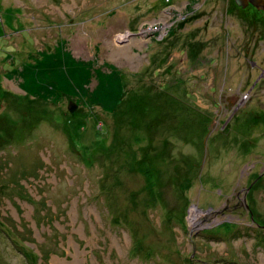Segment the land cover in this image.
<instances>
[{
	"label": "rangeland",
	"instance_id": "1",
	"mask_svg": "<svg viewBox=\"0 0 264 264\" xmlns=\"http://www.w3.org/2000/svg\"><path fill=\"white\" fill-rule=\"evenodd\" d=\"M260 14L0 0V264H264Z\"/></svg>",
	"mask_w": 264,
	"mask_h": 264
},
{
	"label": "water",
	"instance_id": "2",
	"mask_svg": "<svg viewBox=\"0 0 264 264\" xmlns=\"http://www.w3.org/2000/svg\"><path fill=\"white\" fill-rule=\"evenodd\" d=\"M235 2L240 8L245 9L249 6H252L264 13V0H235ZM77 108L78 107L74 104V102L70 103V112L75 113L78 110Z\"/></svg>",
	"mask_w": 264,
	"mask_h": 264
},
{
	"label": "bare ground",
	"instance_id": "3",
	"mask_svg": "<svg viewBox=\"0 0 264 264\" xmlns=\"http://www.w3.org/2000/svg\"><path fill=\"white\" fill-rule=\"evenodd\" d=\"M130 37L129 35H123L121 38L122 39H126ZM202 218V213L199 212L198 210H194L192 213H191V221H192V224L199 226V224L201 223V219Z\"/></svg>",
	"mask_w": 264,
	"mask_h": 264
},
{
	"label": "built area",
	"instance_id": "4",
	"mask_svg": "<svg viewBox=\"0 0 264 264\" xmlns=\"http://www.w3.org/2000/svg\"><path fill=\"white\" fill-rule=\"evenodd\" d=\"M2 22V18L0 17V23ZM162 22V23H161ZM161 23V24H160ZM155 26V29L158 28V31H161L162 33H164L166 30V26H165V22H163L162 20L160 22H157L153 24ZM151 26V25H150ZM150 26H148V32H151ZM143 31V30H142ZM145 33V32H144ZM145 35H147V33H145Z\"/></svg>",
	"mask_w": 264,
	"mask_h": 264
},
{
	"label": "flooded vegetation",
	"instance_id": "5",
	"mask_svg": "<svg viewBox=\"0 0 264 264\" xmlns=\"http://www.w3.org/2000/svg\"><path fill=\"white\" fill-rule=\"evenodd\" d=\"M249 8H254V7L249 6ZM256 9H257V8H256ZM257 10H258V9H257ZM258 12L261 13L262 15H264V13H263V12H260V10H258ZM261 14H260V15H261ZM252 67H257L255 62L253 63ZM261 68H262V67H261ZM261 70H262V71H261V73H262L261 75H262V77H264V67H263ZM259 84H260V82H259V83H256V86L259 85Z\"/></svg>",
	"mask_w": 264,
	"mask_h": 264
},
{
	"label": "trees",
	"instance_id": "6",
	"mask_svg": "<svg viewBox=\"0 0 264 264\" xmlns=\"http://www.w3.org/2000/svg\"><path fill=\"white\" fill-rule=\"evenodd\" d=\"M0 236H2V237L4 236V238L7 239V241H10L9 235L5 230H3V231L0 230Z\"/></svg>",
	"mask_w": 264,
	"mask_h": 264
}]
</instances>
